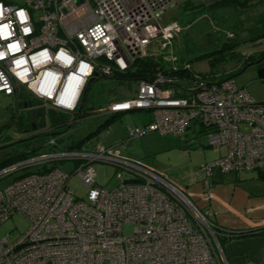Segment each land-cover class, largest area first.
I'll list each match as a JSON object with an SVG mask.
<instances>
[{
    "label": "built area",
    "instance_id": "1",
    "mask_svg": "<svg viewBox=\"0 0 264 264\" xmlns=\"http://www.w3.org/2000/svg\"><path fill=\"white\" fill-rule=\"evenodd\" d=\"M180 1L139 0L127 7L123 0H0V95L22 92L26 110L43 117L46 111L79 113L89 79L122 74L138 59L160 60L164 68L156 67L149 82L137 81L134 97L89 114L151 111L152 120L129 129L128 140L155 133L184 141L195 123L208 147L224 149L200 168L197 207L164 175L123 158L124 146L67 149L45 135L44 144L15 154L20 159L0 169L2 179L38 167L0 191V226L14 216L28 223L15 239H0V264H225L209 220L211 179L216 172L264 169V103L221 76H194V87L175 96L168 75L190 67L178 64L174 50L181 26L163 17ZM64 162L74 163L70 174L51 166ZM98 164L115 169L114 189L97 186ZM71 179L80 181L83 197L69 190ZM127 225L132 230L124 235Z\"/></svg>",
    "mask_w": 264,
    "mask_h": 264
},
{
    "label": "rangeland",
    "instance_id": "2",
    "mask_svg": "<svg viewBox=\"0 0 264 264\" xmlns=\"http://www.w3.org/2000/svg\"><path fill=\"white\" fill-rule=\"evenodd\" d=\"M176 8L169 11L163 17V23L173 19L182 28L175 46V52L179 59L191 62L192 70L198 74H208L211 71H215L222 78L233 77L236 86L244 88L253 101L264 103V80L258 78V66H245L243 64L245 56L264 54V2L255 0L251 1L246 8L233 6L229 10L223 9L219 14L208 13L205 16L189 14V11H181V8ZM217 30L221 33L217 32ZM225 34L226 37L231 39L229 42L234 43L236 46V52L234 53L240 56V60L219 62L211 69L206 61V56L213 53L221 44L226 42ZM147 53L151 57L155 54V50L153 47H149ZM97 62L108 64L102 61ZM134 68L135 66L132 65L122 74L130 73ZM118 76L120 75L117 74V78H113L114 76L106 78L99 76L94 78L95 80L93 81L91 79L88 80L82 95L80 108L81 114H87L88 116L84 118L80 117L73 122L75 119L73 113L69 114L70 122L66 130L59 135L56 134L62 132V129H59L56 133L54 132V137L63 140L60 143L61 147L66 148L67 145L73 142H80L88 134H93L99 125L111 118L110 115L95 116L89 113L99 107H105L106 104L112 101H124L134 97L137 89L136 82L128 79H119ZM17 100L21 101L20 105ZM22 101V92L18 96L6 97L0 95V163L7 159V157L25 153L32 148H36L40 143L44 144L46 141V139H43L45 135L53 132L50 130L51 128L45 129L50 124L49 119L51 115L49 111L45 112L46 127L39 125L37 127V123L32 121L36 124L32 123L33 126L30 128L31 133L28 131L27 127L29 126L26 120L20 125V128L17 124L11 126L14 118L21 120L24 117L25 112H23ZM32 114L37 115L35 112H32ZM38 116L43 118L42 115ZM152 116L151 111L130 112L116 116L107 129L97 132L92 136L91 140L87 141V143L84 142L81 148H85L88 145H100L119 149L121 146H124V149H120V154L123 158H126L124 155L128 157L135 155V159L137 160L135 162H142L165 177L174 172L181 173L178 170L183 168L182 166L188 163L189 160H192L195 165L198 162L194 159L198 150L203 153L207 152L206 156L210 159L207 163L219 157L213 149H198L199 143L206 145L207 139L205 135H201V141L199 139L195 140V143L188 141L191 135L199 133L200 127L197 124L195 130L191 129L187 135L185 134L187 140L184 142L185 145L177 137L160 136L155 133L148 134L139 139L128 140V130L142 128L149 122ZM29 133L31 137L27 136L26 138V134L29 135ZM35 137H41L42 140H37ZM30 138L34 139L30 141L29 145L27 144L28 142L24 144L16 143L22 139ZM50 151L57 152L58 149L55 148ZM43 152H45V149L39 150L37 153ZM220 154H224L223 148ZM204 165L198 166L196 170L200 180L202 179L200 168ZM51 166H55L57 169H61L68 174L74 170V163L72 162L57 163ZM37 168L33 167L24 171L14 172L0 179V191L13 182L15 178L26 173L35 172ZM184 171L186 172V170ZM95 172L97 186L107 190H112L117 186L116 171L113 167L98 164L96 165ZM67 186L76 197L81 198L84 196L85 191L81 187L79 180L71 179L68 181ZM27 228L28 223L24 219L14 216L0 226V239L8 236V240H13L23 234ZM131 230V226H124L123 234L128 235L131 233Z\"/></svg>",
    "mask_w": 264,
    "mask_h": 264
},
{
    "label": "crops",
    "instance_id": "3",
    "mask_svg": "<svg viewBox=\"0 0 264 264\" xmlns=\"http://www.w3.org/2000/svg\"><path fill=\"white\" fill-rule=\"evenodd\" d=\"M138 1L139 0H123L127 7L134 5ZM221 1L223 0H181L176 6V9L181 8V11H189V14L204 16L203 13L206 9L210 10L211 7ZM210 11H214V9ZM22 107L23 112H25L22 119L24 121L29 110H26L23 105ZM151 120L152 118L149 122ZM196 126L197 125L192 124L187 133L190 132L191 129L195 130ZM45 129H50V127ZM191 134L193 133L191 132ZM201 135L204 134L201 128H199V133L191 135L188 141H193L194 143L197 139L201 141ZM185 137L184 142L187 141ZM200 148L211 149L207 146V143L206 145L199 143L198 149ZM221 150L222 149H219L217 152L213 151L218 154V156H222L224 154H220ZM206 153L207 152L203 153L198 150L194 158L198 161L195 163L197 166L194 165L192 160H189L188 163L182 166L183 168L178 170L181 173L174 172L166 177L174 185L184 190L190 202L197 207H202L200 202L202 183L196 170L198 166L207 164L210 160L207 158ZM124 156L129 160L137 161L135 155H131L130 157ZM184 170H186V172ZM211 181L213 199L209 203V208L212 211L209 220L214 226L225 232L252 231L264 228V169L228 175L216 172L212 176ZM220 250L221 257L225 264H264V236L231 239L226 241Z\"/></svg>",
    "mask_w": 264,
    "mask_h": 264
},
{
    "label": "trees",
    "instance_id": "4",
    "mask_svg": "<svg viewBox=\"0 0 264 264\" xmlns=\"http://www.w3.org/2000/svg\"><path fill=\"white\" fill-rule=\"evenodd\" d=\"M251 1H255V0H243V1H240V0H223V1L219 2L218 4H216L215 6L210 8V10L214 9V11H210L209 9L208 10L206 9V11H204L203 14H204V16L207 15L208 13L216 15V14L220 13L219 12L220 10L225 9V8L229 10L233 6L238 7V8H246L247 6H249V3ZM258 1L264 2V0H258ZM217 32H220V31L217 30ZM226 34H228V33H226ZM226 34H225L226 42L221 44L217 48V50H215L213 53L208 54L206 56V61H207L208 65L211 69L214 68L216 66V64L219 62H224L227 60L228 61H239L240 60V56L237 53L236 54L234 53V52H236L235 51L236 46L234 45V43L229 42L231 39L226 37ZM176 42L174 44V50H175ZM175 54H176V52H175ZM257 55H259V56H256V54L255 55L251 54V55L245 56L244 60H243V64L245 66H247V65L253 66L252 64L257 63V66H258L257 69L264 68V54H257ZM177 62L181 66L189 65L190 71H185V70L179 68V70L177 72L170 73L168 75V77L172 78V80H173V85L171 87L174 88V92H175L176 97L183 96L184 95L183 91L186 90V88L194 87L193 86L194 85V79H193L194 76H198L201 79H207V78L211 79V78H214L215 76H221L220 74L215 73V71H211L208 74H198L192 70V63L191 62L182 61L179 59L178 56H177ZM133 65L135 66V68L132 72L124 74V75L118 74V75H120V76H118V78L123 79V80L128 79V80L135 81V82L140 81V80L149 82L153 78V74H154L156 67L164 68V66H165L160 60L157 61V60H152V59H145V60L138 59V60H135ZM113 78H117V74H115ZM93 80H95V79L94 78L91 79V81H93ZM182 89H183V91L181 92ZM76 111H78V110H76ZM50 115L51 116L49 119L50 120L49 121L50 122L49 127L53 131L51 133V135L54 136L55 133L59 129H62V132H59L56 135L62 134L66 130L68 123L70 122L69 114L50 112ZM73 116L75 118L74 121H76L80 117L84 118L85 116H87V114H81V111L79 109V113L78 112L73 113ZM115 117L116 116H113L109 120H106L103 124L99 125L93 134H88L80 142H75V143L73 142L74 144L71 143V144L67 145L66 148L67 149H79V148H81V145L84 142L87 143V141L91 140L92 136H94L97 132H100L102 130L107 129L109 124L111 122H113ZM17 119H18V121H17ZM17 119H15V118L13 119L11 126L14 124L15 125L17 124L20 128L21 127L20 125L23 124L24 121L22 119L19 120V118H17ZM25 120L27 121L28 126H29V127H27L28 131L31 132L30 128H32V126H33L32 121H35V120L27 118V116H26ZM36 123H37V127H38V125L41 127H44L46 124V116L44 115V117L41 118V120L39 122H36ZM36 123H33V124H36ZM35 138H37V137H35ZM32 139H34V138H30V139H26V140L22 139L20 141H17L16 143L17 144H22V143L24 144L25 142H28L27 144L29 145V143ZM62 142H63V140H60V143H62ZM182 142H184V141H182ZM183 145H185V143H183ZM18 159H20L19 156L8 157L7 159H5L4 161H2L0 163V169L6 167L8 165L13 164ZM214 227L216 230V240H217V243H218L220 248L222 247V245L226 241L231 240V239L246 238V237H252V236H264V228L252 230V231L225 232L216 226H214Z\"/></svg>",
    "mask_w": 264,
    "mask_h": 264
},
{
    "label": "water",
    "instance_id": "5",
    "mask_svg": "<svg viewBox=\"0 0 264 264\" xmlns=\"http://www.w3.org/2000/svg\"><path fill=\"white\" fill-rule=\"evenodd\" d=\"M252 65H257V63H254V64H252ZM257 75H258V78L264 80V68H260V69H258V70H257ZM24 107H26V105H24ZM73 122H75V121L73 120ZM72 124H73V123H72ZM33 130H34V129H33Z\"/></svg>",
    "mask_w": 264,
    "mask_h": 264
},
{
    "label": "flooded vegetation",
    "instance_id": "6",
    "mask_svg": "<svg viewBox=\"0 0 264 264\" xmlns=\"http://www.w3.org/2000/svg\"><path fill=\"white\" fill-rule=\"evenodd\" d=\"M37 117H38V115L32 114V112H29L28 115H27V118H30V119H33V120L36 119ZM34 128H35V127H34ZM30 133H31V132H30ZM30 133H29V135L26 134V138H27V136H28V137H31V136H30V135H31ZM25 140H26V139H25Z\"/></svg>",
    "mask_w": 264,
    "mask_h": 264
},
{
    "label": "clouds",
    "instance_id": "7",
    "mask_svg": "<svg viewBox=\"0 0 264 264\" xmlns=\"http://www.w3.org/2000/svg\"><path fill=\"white\" fill-rule=\"evenodd\" d=\"M18 16L20 17L21 20L26 19V13L24 10H20L18 13Z\"/></svg>",
    "mask_w": 264,
    "mask_h": 264
}]
</instances>
